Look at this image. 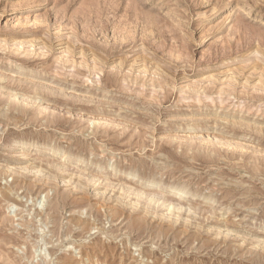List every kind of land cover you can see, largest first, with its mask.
I'll list each match as a JSON object with an SVG mask.
<instances>
[{"label":"rangeland","instance_id":"374dc122","mask_svg":"<svg viewBox=\"0 0 264 264\" xmlns=\"http://www.w3.org/2000/svg\"><path fill=\"white\" fill-rule=\"evenodd\" d=\"M0 264H264V0H0Z\"/></svg>","mask_w":264,"mask_h":264},{"label":"bare ground","instance_id":"6f19581e","mask_svg":"<svg viewBox=\"0 0 264 264\" xmlns=\"http://www.w3.org/2000/svg\"><path fill=\"white\" fill-rule=\"evenodd\" d=\"M7 171H8V169H7ZM7 171H6V169H5V172L3 171L4 173H2V174H3V175H4V174H7ZM8 194H9V193L4 192V193H3V196H8ZM4 198H5V197H4ZM7 199H8V198H7Z\"/></svg>","mask_w":264,"mask_h":264}]
</instances>
